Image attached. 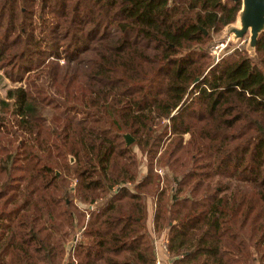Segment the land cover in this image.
Returning a JSON list of instances; mask_svg holds the SVG:
<instances>
[{
    "label": "trees",
    "instance_id": "1",
    "mask_svg": "<svg viewBox=\"0 0 264 264\" xmlns=\"http://www.w3.org/2000/svg\"><path fill=\"white\" fill-rule=\"evenodd\" d=\"M240 10L0 0V264H155L147 199L170 264H264V30L208 51Z\"/></svg>",
    "mask_w": 264,
    "mask_h": 264
},
{
    "label": "rangeland",
    "instance_id": "2",
    "mask_svg": "<svg viewBox=\"0 0 264 264\" xmlns=\"http://www.w3.org/2000/svg\"><path fill=\"white\" fill-rule=\"evenodd\" d=\"M241 8H242V6H241ZM239 17H240V12L237 15V18L233 24L226 26L220 33L213 36L212 41L209 44V49H208L209 55L211 57L212 65L217 64L223 58H226L227 56L232 54L234 51H239L241 54H246L252 58L254 57V48L252 47V43H251V39H250V33L247 32L240 38L237 37L234 33V30L238 29L236 27H237L238 23L240 22ZM47 21H49V20L47 19ZM220 44L223 46L221 47ZM216 46H219L221 48L216 49ZM213 51H214V53H213ZM16 86H19V84L11 82L8 78H6L3 70L0 69V100L5 98L6 91L8 89L16 87ZM187 139H188V135H185L184 140H187ZM136 153H137V157L139 159V176L141 178L146 172V169H145L146 158L141 156L137 150H136ZM154 169H155V172H156V170L161 169L162 176H160L157 172H156V174L159 175V177H161L162 179L163 178L165 179V177L169 173V169L166 166L156 165ZM163 182H164V180H163ZM163 182H162L161 187H164ZM147 208H148L147 228H148V231L154 237L155 242H157L160 237L165 235V233H163L159 236L152 233L153 205H152V201L150 199H147ZM76 230H78V229H76ZM77 232L78 233L76 234L75 237L79 236V239H80L81 234L79 231H77ZM70 247H71V241L67 244V251L70 250Z\"/></svg>",
    "mask_w": 264,
    "mask_h": 264
},
{
    "label": "water",
    "instance_id": "3",
    "mask_svg": "<svg viewBox=\"0 0 264 264\" xmlns=\"http://www.w3.org/2000/svg\"><path fill=\"white\" fill-rule=\"evenodd\" d=\"M233 2H241L240 11V29H235L234 33L237 37H242L250 29V39L254 48L258 35L264 30V0H230ZM244 4V5H243ZM203 31V30H202ZM206 34V32L204 31ZM127 145L133 142L129 136H125ZM72 161V160H71ZM91 207H89L90 209Z\"/></svg>",
    "mask_w": 264,
    "mask_h": 264
},
{
    "label": "built area",
    "instance_id": "4",
    "mask_svg": "<svg viewBox=\"0 0 264 264\" xmlns=\"http://www.w3.org/2000/svg\"><path fill=\"white\" fill-rule=\"evenodd\" d=\"M220 46L222 47L223 45L220 44ZM219 46H216V49L221 48ZM214 53V51H213ZM156 172L162 176V171L161 169L156 170ZM79 240V236L75 237L73 240V243H76ZM158 252L160 253H164L166 255H168V251H167V237L166 235H163L157 242H155V255H156V262L155 264H161L158 260L157 254ZM170 264V263H169Z\"/></svg>",
    "mask_w": 264,
    "mask_h": 264
},
{
    "label": "crops",
    "instance_id": "5",
    "mask_svg": "<svg viewBox=\"0 0 264 264\" xmlns=\"http://www.w3.org/2000/svg\"><path fill=\"white\" fill-rule=\"evenodd\" d=\"M160 238H161V237H160ZM160 238H159V239H160ZM157 257H158V260H159V262H160L161 264H169V263H170V261H169V259H168V256H167L166 254H164V253H160V252H158Z\"/></svg>",
    "mask_w": 264,
    "mask_h": 264
},
{
    "label": "bare ground",
    "instance_id": "6",
    "mask_svg": "<svg viewBox=\"0 0 264 264\" xmlns=\"http://www.w3.org/2000/svg\"><path fill=\"white\" fill-rule=\"evenodd\" d=\"M243 5H244V4H243ZM240 27H241V23L239 22L236 28H238V29H239ZM247 32H249V33H250V29H249Z\"/></svg>",
    "mask_w": 264,
    "mask_h": 264
}]
</instances>
